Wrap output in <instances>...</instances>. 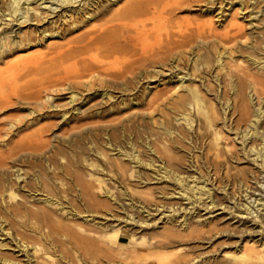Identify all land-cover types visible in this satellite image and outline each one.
Masks as SVG:
<instances>
[{"label":"bare ground","instance_id":"obj_1","mask_svg":"<svg viewBox=\"0 0 264 264\" xmlns=\"http://www.w3.org/2000/svg\"><path fill=\"white\" fill-rule=\"evenodd\" d=\"M39 1L0 0V62L5 61L11 52L23 51L35 45L33 30H23L22 27L49 20L48 11L39 9ZM57 1L69 4L79 0ZM187 1L133 0L127 6L104 15L101 24L82 32L75 44L65 50L60 49L48 59L49 64L45 62L44 52H40L20 55L9 63L5 71L0 69V228L7 235L14 233L17 245L21 247L22 244L29 250L28 264H264V236L257 240L248 239L236 245L234 252L227 251L221 256H214L213 250L198 251L203 244L196 242L207 241L208 236L206 225L201 223L189 221L184 228L179 229L165 227L143 235L139 241H133L130 237L119 240H115L114 236L110 239L106 235L97 237L83 225L63 223L55 216L51 205L64 203L62 198L73 185L76 190H80V195L89 193V184L79 177L76 170L83 149L76 138L78 133L62 136L55 131L52 134L54 141H51L46 137L50 128L43 126L16 138L20 129L49 117L46 110L59 106L54 98L60 93L70 89L72 94L69 99L75 101L80 92L76 87L78 79L98 75L109 84L129 90L130 81L148 71L150 66L156 68L168 60L179 66L180 62L187 59L193 64L194 72L190 76H194V79L185 85L187 73L179 75L182 88L178 94V110L191 126L192 121L186 111H191L189 105L193 106L198 130H204V133L199 132L196 136H202L207 158L215 163L211 170L213 173H207L204 179L202 174V183L199 185L197 182L190 189L196 194H200L201 190L210 192L211 188L206 191L209 179L213 174L214 178L220 177L217 176L218 170L234 162L235 151L231 149L227 153L217 139V126L221 121L225 127L232 122L239 124L236 129L242 132L244 145L249 148V152L252 150L258 156H254V161L259 163L260 172L264 173V121L258 123L264 117V17L257 14L261 9H257L250 20L253 29L249 33L239 34L246 24L239 16L232 15L229 20L232 29L225 36H220L230 42L239 39L240 48L220 44L212 34V21L196 25L187 20L176 21L165 33L160 32L148 39L151 30L157 31L163 22L171 20L168 17L170 10ZM107 2L104 5V0H86L81 8L93 17L97 12L120 3L119 0ZM244 2L238 0L236 4L244 9ZM52 3L55 4V0ZM48 10L53 13L57 7L49 6ZM67 16L74 17V14L72 12ZM16 25L18 29H14ZM7 26L8 29H5ZM79 26L76 24L74 28ZM232 30L235 31L229 36ZM47 31L45 28L42 33L49 35ZM242 46L246 49L243 50ZM235 49L239 52L235 53ZM202 66L207 71L213 68L217 70L215 77L220 78L222 86H217L216 93L210 88V78L205 84L208 90L202 87L201 82L195 81V71ZM32 73L38 78L23 86L18 84L19 78ZM222 73L225 74L224 80ZM8 76L13 79L6 82ZM254 95L257 109L252 104ZM14 109L19 112L8 113ZM254 116L258 121L253 119ZM158 126L162 127L163 124ZM167 128L170 130L171 126ZM92 129L91 126L79 131L92 138ZM161 134L158 132L151 140L160 141ZM253 137L252 143L246 145V141ZM179 143L183 146L181 141ZM150 144L157 156L148 154L147 160L132 150V158L146 166L161 160L166 178L171 176L183 185L185 182L190 185L188 179L192 175H183L185 171L181 168L182 163L170 153L168 147L164 143L162 148L155 143ZM165 152H168L166 157L162 154ZM244 152H247L246 149ZM247 155L251 156L250 153ZM259 157L261 159L258 162ZM177 164L179 167L174 166ZM193 177L192 182H196L197 177ZM219 189L223 190L224 187L218 185L216 191ZM136 192L141 194L142 191ZM37 194V198L42 201L32 200ZM221 198L218 194L212 197L207 208L209 205L218 209L226 208ZM259 199H262L258 203L259 209L263 210L264 199ZM241 207L246 208L241 213L247 214L248 218L257 212L256 218L252 215L250 220L245 218L243 222L258 220L259 227L264 226V214L258 213L250 202L243 203ZM76 213L81 212L76 210ZM216 221L219 222L220 218ZM208 238L210 241L211 237ZM5 259L0 257V263ZM8 264L27 263L10 259Z\"/></svg>","mask_w":264,"mask_h":264},{"label":"rangeland","instance_id":"obj_2","mask_svg":"<svg viewBox=\"0 0 264 264\" xmlns=\"http://www.w3.org/2000/svg\"><path fill=\"white\" fill-rule=\"evenodd\" d=\"M85 1L60 4L61 2L55 0L53 4L52 0H40L39 9L48 11L49 20L36 21L32 26L22 27L23 30H33L35 45L23 51L16 50L9 53L6 60L0 62L1 71H5L10 62L23 54L44 52L45 62L49 64L48 59L56 55L60 49L65 50L71 44H75L76 38L82 32L101 24L104 15L116 11L119 7L127 6L133 0H119L120 3L117 5L97 12L93 17L81 8ZM206 1L189 0L170 10L168 17L171 20L163 22L161 30H151L148 39L154 38L160 32L165 33V30L168 27L172 28L176 21L187 20L195 25L212 21V34L220 44L240 48L239 39L230 42L220 37L225 36L226 32L232 29L229 24L232 15L239 16L246 24L239 33L242 35L253 29L250 20L257 9H261L257 14L264 17V0H244V9L236 4L238 0H223L222 4L221 0H215L214 3H206ZM108 2L104 0V5ZM49 6L57 7V10L52 13L48 10ZM252 10L254 12L250 15ZM72 12L74 17H65ZM76 24L80 26L74 28ZM11 27L10 25L9 28ZM45 28L49 35L42 33ZM5 29H8V26ZM14 29H18V25ZM207 30L209 32L210 27ZM234 31L232 30L229 36ZM242 49L246 47L242 46ZM238 52L235 49V53ZM179 64L176 66L174 62L168 60L166 64H160L156 68L150 66L148 71L130 81L129 90H125L120 85L109 84L98 75L85 76L78 79L76 87L80 92L75 101L69 99L72 94L70 89L60 93L54 98V102L59 106L46 110L49 117L41 119L39 123L30 127L20 129L17 139L43 126L50 128L46 137L51 141H54L55 131L62 136H74V132L78 133L76 138L80 140L83 149L76 170L79 177L89 184V193L80 195V190H76L74 188L76 186L73 185L66 196H63L64 203L51 205L55 216L63 223L83 225L90 228L97 237L106 235L110 239L114 236L115 240L130 237L133 241H139L143 235L165 227L174 226L179 229L184 228L189 221L194 224L201 223L206 225L208 236L206 235L207 241L196 242L203 244L198 251L213 250L214 256H221L227 251L234 252L236 245L251 238L257 240L264 236V226L259 227L260 221L243 222L245 218L250 220L252 215L256 218L257 214L255 212L249 218L247 214L243 215L241 210L244 212L246 209L241 207L243 203L250 202L258 213L264 214V209H259L258 204L262 200L259 199L260 197L264 199V185H262L264 173L260 172L259 163L254 161V156L256 158L258 156L252 150L249 152V148L244 145L242 132L236 129L239 124L232 122L225 127L221 121L217 126L220 147L227 153L231 149L235 151L236 155L234 154L235 157L232 159L234 162L218 170L217 176L220 177L214 178L213 174L207 182L206 191L211 188L210 192L201 190L200 194H196L190 189L197 182L199 185L202 183L200 178L202 174L204 179L207 173H213L211 170L215 163L207 158L208 153L204 149L205 141L202 140V136H196L199 132L204 133V130H198L193 106L189 105L191 111H186L192 121L191 126L178 110V94L181 93L182 88L178 80L179 75L187 73L184 78L185 85L191 82L192 78L194 79V76H190L193 64L187 59ZM206 69L202 66L195 71L197 75L195 81L201 82L202 87L205 86L204 88L208 90L205 84H208L210 78V88L216 93L217 86H222L220 78L215 77L217 70ZM224 75L221 74L223 80ZM36 78L38 76L35 77L32 73L19 78L18 84L23 86ZM11 79L12 76H8L6 82ZM221 89L222 87L219 92L222 91ZM210 95L215 94L210 93ZM252 99L254 109H257L255 95ZM16 112L19 111L15 109L8 111V113ZM64 113H66L65 118ZM253 119L258 121L256 116ZM263 121L264 117L258 123L261 124ZM159 124L163 126L159 127ZM168 125L171 126L170 130L167 128ZM91 126L94 128L92 138L88 134L80 133L79 130H86V127ZM150 132L154 134L150 135ZM158 132L162 133L160 141L154 142L151 139ZM254 139L255 137L248 139L246 145H250ZM96 143L99 145L96 146ZM150 143H155L161 148L164 143L168 147L170 153L182 163L181 168L185 171L183 175L185 177L192 175L188 179L190 185L186 182L183 185L171 176L166 178L161 160L146 166L132 158V150L146 157L147 160H149L148 154L157 156ZM245 149L247 152H244ZM167 153L162 154L166 157ZM249 153L251 156L247 155ZM260 159L259 157L258 162ZM174 166L179 167V164ZM193 176L197 177L196 182H192ZM218 185L223 186L224 189L216 191ZM136 191L142 192L139 194ZM217 194L222 196L223 207L226 205V208L218 209L219 207L213 208L210 205L207 208V203ZM38 196L37 194L32 200L42 201L37 198ZM76 210L81 213H76ZM219 218L220 223L216 221ZM240 218L243 220L239 221ZM208 237H211L210 241ZM28 251L22 244L21 247L17 245L14 233L7 235L0 228V257L7 258L0 264H8L10 259L28 264Z\"/></svg>","mask_w":264,"mask_h":264}]
</instances>
